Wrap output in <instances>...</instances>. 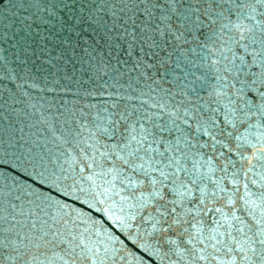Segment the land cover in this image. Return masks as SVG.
<instances>
[{"label":"snow or ice","instance_id":"1","mask_svg":"<svg viewBox=\"0 0 264 264\" xmlns=\"http://www.w3.org/2000/svg\"><path fill=\"white\" fill-rule=\"evenodd\" d=\"M4 12L93 40L67 38L71 74L63 52L46 76L0 64V93L49 133L0 139V264H264V0Z\"/></svg>","mask_w":264,"mask_h":264},{"label":"water","instance_id":"2","mask_svg":"<svg viewBox=\"0 0 264 264\" xmlns=\"http://www.w3.org/2000/svg\"><path fill=\"white\" fill-rule=\"evenodd\" d=\"M8 2L9 0H5V5H0V64L6 61L9 67L15 68L17 71L27 72L30 69L37 76H46L49 65L45 61L49 54L57 56L63 52L65 58L60 60L57 65L60 69L58 75H63L65 70L71 74L72 61L68 58L76 59L77 57L73 56L67 38L71 35L72 44L78 45L76 52L80 53L81 48L92 43L91 29L87 25L81 26L83 30H77L78 36L77 32L60 31L59 25H55V28H52L51 25H40L38 28L33 24L29 29L26 25L31 21H23L22 17L18 19L12 16L11 12H4V6ZM79 2L82 0H77V3ZM62 41L63 43H61ZM76 67L79 68V65L77 64ZM168 67L169 65H165L164 68L159 69L160 75H163ZM42 69L45 71H41ZM51 70L56 71V69ZM38 95L37 92V98ZM44 95L53 105L52 110L63 103L61 97L64 96V93L62 92L44 93ZM8 137H23L26 140L44 143L49 140V133L45 125L40 123L39 113H35L34 109L25 104H14L6 94L0 93V139Z\"/></svg>","mask_w":264,"mask_h":264}]
</instances>
